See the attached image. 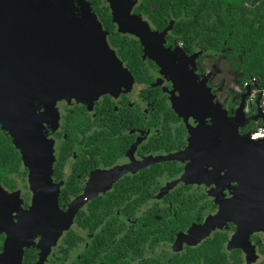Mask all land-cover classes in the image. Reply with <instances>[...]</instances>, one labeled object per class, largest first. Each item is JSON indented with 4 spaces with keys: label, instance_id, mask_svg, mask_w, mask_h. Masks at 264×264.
Here are the masks:
<instances>
[{
    "label": "flooded vegetation",
    "instance_id": "obj_1",
    "mask_svg": "<svg viewBox=\"0 0 264 264\" xmlns=\"http://www.w3.org/2000/svg\"><path fill=\"white\" fill-rule=\"evenodd\" d=\"M123 1L134 3L131 13L146 21L156 35L167 27L158 29L135 10L141 0ZM66 2L64 12L56 9L51 18L44 16V31L53 30L44 33L51 32L53 40L44 42L37 59V65L44 66L45 90L56 89L54 98L58 97L53 108L45 98L36 102L37 112L44 113L45 139L53 147V182L60 184V192L70 178L75 181L80 192L70 204L89 188L101 185L116 169L127 171L77 210L68 230L49 250L41 247L44 238L36 236L23 249L21 264H264V203L250 199L252 193L246 189L253 184L238 160L252 151L248 148L264 147V141L246 142L258 121L252 118L259 114V101L249 97L251 85L241 87L236 82L223 51L210 53L194 46L189 54L172 29L162 40V53L169 60L166 73L145 53L140 41L117 31L107 0ZM96 22L126 73L123 86L116 82L108 91L99 89L97 95L83 86L77 97L67 100L60 92L61 80L76 68L73 59H65V42L71 33L68 24L78 27L82 38H89L88 23ZM158 42L154 37L153 43ZM193 55L194 61L189 60ZM57 57L62 58L61 66L48 71ZM94 73L90 70L82 75L94 77ZM176 76L183 81L194 77L196 87L204 84L224 120L239 111L242 118L235 134H229L232 128H215L194 100L182 103L172 82ZM247 90L249 96H245ZM233 136L243 146L231 143ZM225 137L238 159L220 156ZM190 147L197 151L187 154ZM167 157L171 159H163ZM18 172L21 176H10L13 185L0 181V198L3 193L12 194L4 198L3 211L10 213L7 226L32 205L21 159ZM230 201L234 206L227 205ZM247 203L252 205L244 207ZM68 204L59 208L65 211ZM6 235L0 226V254Z\"/></svg>",
    "mask_w": 264,
    "mask_h": 264
},
{
    "label": "water",
    "instance_id": "obj_2",
    "mask_svg": "<svg viewBox=\"0 0 264 264\" xmlns=\"http://www.w3.org/2000/svg\"><path fill=\"white\" fill-rule=\"evenodd\" d=\"M66 1L0 0V128L11 138L12 145L19 152L24 168L27 169L28 188L32 194L31 207L22 212L17 221L9 226L6 224L10 223L7 218V213H10L3 211L6 207L4 198L8 199L12 194H1L0 226L5 229L7 235L3 251L0 254V264H21L23 249L30 246L36 236L44 238L41 247H48L49 250L51 246L55 245L58 237L68 230L77 210L93 195L106 190L123 171H127V168L116 169L101 185L91 187L84 194L75 197L65 211L59 208L60 184L54 183L52 179L53 147L52 143L45 139L43 133L44 113H38V106H36L37 101H43L45 98L53 108L58 99V97L54 98V92L57 90L55 89L53 92L45 90L47 86L44 85V82L47 81L44 80V73L41 74L42 70L44 71V66L37 65L40 60L37 59L41 55V50L44 51V42L53 40L51 32L44 33L53 31H44V16L51 18L57 14L56 9L59 12H64L68 8ZM107 3L111 9L112 21L117 26V31L134 36L144 45L145 53L163 71L168 73L169 60L165 58L164 53L166 52L162 53V40L163 36L172 29L173 21L169 22L161 34L156 35L158 33L152 32L146 21L131 13L134 3L127 5L123 0H107ZM68 27L71 33L68 38L70 41L65 42L67 45L65 59H73L76 68L70 76L61 78L63 91L60 92L65 93L64 98L70 100L77 97L76 92L83 86H86L88 90H95L94 95L100 93L99 89L103 92L108 91L109 87L114 86L116 82L122 87L126 73L113 50L107 46L100 25L97 22L88 23L89 38H82L75 25L68 24ZM154 37L159 39L157 44L153 43ZM82 39H87V41ZM80 49H82L81 52ZM84 49L86 53H82ZM100 53L102 56H99ZM195 57L196 55H193L189 60L194 61ZM61 62L62 58L57 57L50 63L51 67L48 71L56 69L57 64ZM90 70L95 72L94 77L82 75L83 72ZM106 74H111V77L105 78ZM172 82L176 89H179L178 99L182 103L187 99L194 100V106L198 108L204 118L212 119L215 128L223 126L226 127V130L232 128L233 133L231 131L229 134H235L234 131L238 128L237 123L242 118L239 111L234 118L227 119L225 117L224 120V115L215 109L216 104L212 101L204 84L196 87L192 76H187L186 81L176 76L173 77ZM249 94L250 90H247L245 96H249ZM178 99L175 103L173 102L174 105L179 103ZM259 99L260 97L257 98L258 101ZM176 110L181 114L179 106H176ZM260 118V114H257L252 120ZM249 135H247L246 142L249 141L252 144L261 142V140L250 141ZM231 139V143L242 144L234 136ZM224 142L220 156L231 155V157L237 158L230 151L232 147L226 137ZM248 149L252 151L243 153L245 156L237 158L241 161L239 166L253 184L246 191H251L250 199L252 201L260 200L264 203V147L256 148V150L255 147ZM191 151H197V149L190 147L185 152L190 154ZM199 155L198 158L202 161L203 157ZM163 159H171V157ZM227 205L234 206V203L230 201ZM250 205L252 204H243L244 207ZM226 210L227 207L222 210V213Z\"/></svg>",
    "mask_w": 264,
    "mask_h": 264
},
{
    "label": "trees",
    "instance_id": "obj_3",
    "mask_svg": "<svg viewBox=\"0 0 264 264\" xmlns=\"http://www.w3.org/2000/svg\"><path fill=\"white\" fill-rule=\"evenodd\" d=\"M135 10L158 29L174 20L172 33L189 54L194 46L210 53L223 51L241 87L251 80L254 87H264V0H141ZM19 163V152L0 128V181L13 185L10 176H21ZM79 192L70 178L59 192V207Z\"/></svg>",
    "mask_w": 264,
    "mask_h": 264
},
{
    "label": "built area",
    "instance_id": "obj_4",
    "mask_svg": "<svg viewBox=\"0 0 264 264\" xmlns=\"http://www.w3.org/2000/svg\"><path fill=\"white\" fill-rule=\"evenodd\" d=\"M250 84L253 86L250 94V100L254 101L258 97L259 99V114L261 116L260 119L256 122V127L253 131H251L249 137L251 140L257 141L261 140L264 141V87L263 88H256L254 87V80L246 82L244 85Z\"/></svg>",
    "mask_w": 264,
    "mask_h": 264
},
{
    "label": "rangeland",
    "instance_id": "obj_5",
    "mask_svg": "<svg viewBox=\"0 0 264 264\" xmlns=\"http://www.w3.org/2000/svg\"><path fill=\"white\" fill-rule=\"evenodd\" d=\"M219 67V66H218ZM220 70H223L222 68L219 67Z\"/></svg>",
    "mask_w": 264,
    "mask_h": 264
},
{
    "label": "clouds",
    "instance_id": "obj_6",
    "mask_svg": "<svg viewBox=\"0 0 264 264\" xmlns=\"http://www.w3.org/2000/svg\"><path fill=\"white\" fill-rule=\"evenodd\" d=\"M245 84V83H244ZM251 88H253V86L251 85Z\"/></svg>",
    "mask_w": 264,
    "mask_h": 264
}]
</instances>
